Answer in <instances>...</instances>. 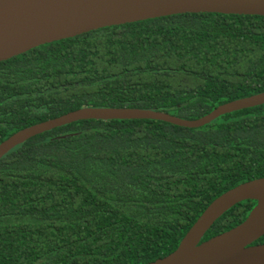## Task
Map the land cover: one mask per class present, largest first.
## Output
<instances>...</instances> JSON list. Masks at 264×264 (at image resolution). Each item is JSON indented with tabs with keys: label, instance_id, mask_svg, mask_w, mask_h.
I'll return each instance as SVG.
<instances>
[{
	"label": "trees",
	"instance_id": "obj_1",
	"mask_svg": "<svg viewBox=\"0 0 264 264\" xmlns=\"http://www.w3.org/2000/svg\"><path fill=\"white\" fill-rule=\"evenodd\" d=\"M263 92L264 17L180 14L113 26L0 62V143L83 107L196 120ZM260 178L264 105L197 129L65 125L0 159V264H147L172 253L212 201ZM255 204L230 208L202 241L242 223Z\"/></svg>",
	"mask_w": 264,
	"mask_h": 264
},
{
	"label": "water",
	"instance_id": "obj_2",
	"mask_svg": "<svg viewBox=\"0 0 264 264\" xmlns=\"http://www.w3.org/2000/svg\"><path fill=\"white\" fill-rule=\"evenodd\" d=\"M198 13L264 17V0H0V62L103 28ZM261 105L264 92L219 105L196 120L149 109L83 107L12 134L0 143V159L37 135L78 121L154 120L197 129L223 115ZM245 201L256 204L242 223L202 241L225 212ZM263 235L264 178H260L212 201L172 253L147 264H264V244L253 245Z\"/></svg>",
	"mask_w": 264,
	"mask_h": 264
}]
</instances>
